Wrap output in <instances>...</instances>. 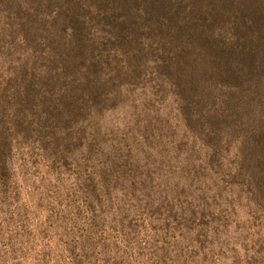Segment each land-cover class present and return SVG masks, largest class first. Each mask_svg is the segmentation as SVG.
<instances>
[{
	"label": "rangeland",
	"instance_id": "374dc122",
	"mask_svg": "<svg viewBox=\"0 0 264 264\" xmlns=\"http://www.w3.org/2000/svg\"><path fill=\"white\" fill-rule=\"evenodd\" d=\"M0 264H264V0H0Z\"/></svg>",
	"mask_w": 264,
	"mask_h": 264
}]
</instances>
